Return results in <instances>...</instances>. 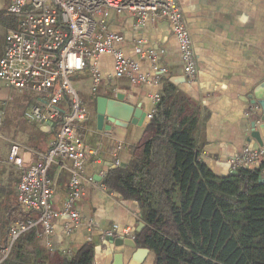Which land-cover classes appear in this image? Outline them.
<instances>
[{
  "label": "crops",
  "instance_id": "crops-1",
  "mask_svg": "<svg viewBox=\"0 0 264 264\" xmlns=\"http://www.w3.org/2000/svg\"><path fill=\"white\" fill-rule=\"evenodd\" d=\"M176 2L191 37L197 61L196 78L191 83L183 77L179 47L167 21L153 19L149 15L140 19L138 15L128 12H111L105 21L108 31L123 38L122 42L113 44L114 50L120 51L137 65L138 75L151 81L157 75L154 68H165L166 72L159 75L156 85L131 83L128 75L115 77L110 54L89 60L87 69L81 72L91 85L89 68L95 66L98 70V90L93 93L90 85L88 89L96 99L119 94L146 117L142 124L140 119L136 125H128L127 128L112 126L110 131H99L95 112L84 108L88 120L82 124L80 135L85 146L97 151V156L89 158L85 167L93 183L82 181V197L75 203V210L82 219L78 228L66 234L64 228L69 220H53L51 235L43 239L44 246L53 252L64 255L90 243L94 246L92 264H112L115 256H119L122 264L139 263L129 260L134 250L126 254L124 247L110 242V239H131L135 235L139 224H143L138 205L134 201L122 199L116 193H110L101 185L106 171L115 166L116 161L119 165L128 164L132 150L143 139L149 117L157 106L152 99L155 94H179L187 103V111L198 115L194 138L196 148L200 161L214 175H228V162L243 149H260L250 138L252 105L246 98L257 84L264 82V0ZM9 5L10 0H0V57L5 35L11 26V20L5 16ZM147 51L155 53L152 59L142 56ZM14 91L0 80V110L4 114L0 126V243L4 240L7 215L18 210L17 184L21 171L9 162L10 148L13 144L19 147L18 155L24 167H28L42 161L55 141L36 148L20 139H12L14 132L4 124L5 111L1 108H8L17 96L26 97L22 92ZM35 103L32 96L22 98L23 108L17 105L18 111H13L16 115L14 128L18 136L23 133L20 129L21 120L34 125L42 134L56 133V129L49 130L26 118V112ZM263 162L264 157L251 167ZM64 163L69 165L67 161ZM49 176L56 185L50 203L53 209L58 210L69 193L70 175L66 171L57 173L53 166ZM12 215L16 217V213ZM112 229H116L115 235L104 236ZM125 230L129 231L128 236L122 235ZM153 260L154 256L149 252L141 264H152Z\"/></svg>",
  "mask_w": 264,
  "mask_h": 264
},
{
  "label": "built area",
  "instance_id": "built-area-1",
  "mask_svg": "<svg viewBox=\"0 0 264 264\" xmlns=\"http://www.w3.org/2000/svg\"><path fill=\"white\" fill-rule=\"evenodd\" d=\"M111 12H128L140 19L149 15L167 21L177 40L185 81L191 83L196 78L197 61L191 37L176 0H10L5 16L11 20V26L0 57V80L16 91L32 95L36 103L26 112V118L49 130L56 129V139L42 161L28 167H24L18 155L19 147L13 144L10 148L9 162L21 171L17 203L22 217L8 228L7 242L0 248V264L22 234L39 228L47 238L52 233L53 220L59 218L69 220L64 228L66 234L82 223L75 203L82 197V181L93 183L85 167L89 158L97 156V151L85 146L80 135L88 113L68 76L85 71L89 60L105 54L113 57L115 77L128 75L131 83L156 85L159 75L166 72L165 68H154L157 75L149 81L137 74L135 63L114 50L113 44L123 38L108 31L105 25ZM154 55L153 51L142 53L148 59ZM89 73L90 89L95 93L100 76L95 66L89 68ZM152 99L157 105L160 96L155 94ZM3 115L0 110V126ZM263 157V148L257 151L245 148L228 165L230 171H236L255 165ZM118 165L116 161L115 167ZM53 166L57 173L66 171L70 175L69 193L58 210L50 203L56 187L49 176ZM115 234L116 229H112L104 236ZM129 234L127 230L122 233Z\"/></svg>",
  "mask_w": 264,
  "mask_h": 264
},
{
  "label": "trees",
  "instance_id": "trees-1",
  "mask_svg": "<svg viewBox=\"0 0 264 264\" xmlns=\"http://www.w3.org/2000/svg\"><path fill=\"white\" fill-rule=\"evenodd\" d=\"M186 108L179 94L162 93L128 164L109 168L102 184L137 203L144 228L134 242L152 264H264V162L214 175L196 148L198 115ZM20 217L7 215L0 248ZM44 238L39 228L22 234L1 264H92V244L62 255Z\"/></svg>",
  "mask_w": 264,
  "mask_h": 264
},
{
  "label": "water",
  "instance_id": "water-1",
  "mask_svg": "<svg viewBox=\"0 0 264 264\" xmlns=\"http://www.w3.org/2000/svg\"><path fill=\"white\" fill-rule=\"evenodd\" d=\"M247 101L252 105L251 109V121L249 124L250 138L255 141L259 148H264V82L257 84ZM95 114L97 129L101 131H110L112 126L127 128L128 125H136L141 119V124L144 121L146 115L142 114L138 108H135L132 104L126 102L124 97L119 94H110L108 97H98L95 100ZM104 124H108L104 126ZM46 128V127H44ZM120 168L126 167L125 164L119 165ZM236 171H230V175L235 174ZM144 225L139 224L137 232L143 229ZM113 242L115 246L124 247L126 254H129L134 250L131 255L132 262H139L148 255L149 250L144 248H136L135 242L132 239H118ZM114 263H120L119 256L114 257Z\"/></svg>",
  "mask_w": 264,
  "mask_h": 264
},
{
  "label": "rangeland",
  "instance_id": "rangeland-1",
  "mask_svg": "<svg viewBox=\"0 0 264 264\" xmlns=\"http://www.w3.org/2000/svg\"><path fill=\"white\" fill-rule=\"evenodd\" d=\"M68 81L71 85V87L75 90L76 95L78 99L81 102V105L86 110H89L91 112H95V100L96 97L93 96L91 93H89V81L86 79V76H84V73H78L74 75L68 76ZM14 90V89H13ZM15 93H18V91H14ZM25 94L26 97H18L16 100L10 104L8 108L2 107L1 109L5 111V118H4V124L8 125L9 130H12L14 132L13 138L15 140L20 139L21 141H25V144L27 145H33L32 147H43L46 146L49 142L54 141L56 139V133L51 132L49 134H42L40 133L39 129H37L34 125L27 123L25 120H21V130L23 133H20L18 136V132L15 131L14 124L16 120V115L13 111H18V106L20 108H23L21 105V99L26 98L28 99L31 97V94L22 93ZM21 98V99H20ZM21 113V111H20ZM36 147V148H37Z\"/></svg>",
  "mask_w": 264,
  "mask_h": 264
}]
</instances>
